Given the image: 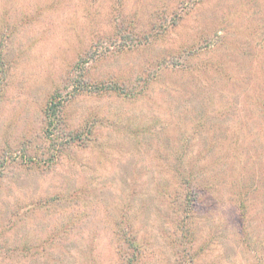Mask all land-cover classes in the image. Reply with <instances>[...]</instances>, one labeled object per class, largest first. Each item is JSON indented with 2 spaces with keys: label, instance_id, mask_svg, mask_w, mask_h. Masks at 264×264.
<instances>
[{
  "label": "rangeland",
  "instance_id": "obj_1",
  "mask_svg": "<svg viewBox=\"0 0 264 264\" xmlns=\"http://www.w3.org/2000/svg\"><path fill=\"white\" fill-rule=\"evenodd\" d=\"M0 264H264V0H0Z\"/></svg>",
  "mask_w": 264,
  "mask_h": 264
}]
</instances>
